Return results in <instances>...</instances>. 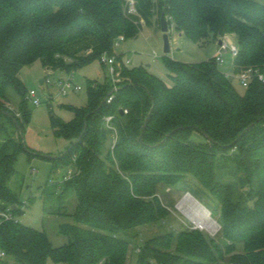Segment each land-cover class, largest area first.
I'll return each instance as SVG.
<instances>
[{"label": "trees", "instance_id": "obj_1", "mask_svg": "<svg viewBox=\"0 0 264 264\" xmlns=\"http://www.w3.org/2000/svg\"><path fill=\"white\" fill-rule=\"evenodd\" d=\"M134 1L132 13L128 0H0L1 210L23 212L10 181L19 154L34 156L23 142L31 116L20 78L25 65L40 60L74 70L115 55L119 36L135 38L144 23L160 24L165 13L170 27L195 42L234 34L240 47L235 71L264 68V2ZM115 56L121 78L110 102L95 110L113 86L90 79L85 106L62 105L74 112L71 120L50 115L71 143L87 124L75 146L52 158L57 167L75 161L79 169L61 193L77 197L74 223L60 226L68 242L54 246L46 231L5 220L0 249L12 260L6 264H130L131 242L121 233L165 220L169 209L159 190L180 181L197 199L203 189L215 198V209L205 206L219 212V232L188 227L152 235L138 246L133 264H264V83L255 78L240 92L214 56L192 63L166 56L167 84L147 66L128 67L123 54ZM10 87L22 98L17 110ZM114 130V148L104 155ZM194 132L205 141L193 140ZM189 175L201 185L195 191Z\"/></svg>", "mask_w": 264, "mask_h": 264}, {"label": "rangeland", "instance_id": "obj_2", "mask_svg": "<svg viewBox=\"0 0 264 264\" xmlns=\"http://www.w3.org/2000/svg\"><path fill=\"white\" fill-rule=\"evenodd\" d=\"M260 1L264 2V0ZM225 35L232 36L238 42L235 35ZM170 43L171 51L166 54L161 24L152 19L148 25L144 23L137 37L123 39L119 41V44H114V53L115 55L123 54L122 62L128 67L145 65L167 84H171L172 79L166 65V56L187 63L199 62L213 57L219 48L215 39L195 42L184 34L181 36L173 25L170 28ZM128 59L131 60L129 64L126 62ZM121 67L122 63L116 62V72L112 74L109 66L102 59L94 60L74 70L65 67H44L40 60H36L21 69L20 78L27 95L31 90H35L41 103L34 104L30 100L28 102L31 116L30 121L25 124L24 139L29 150L32 149L34 156H30L26 151L19 154L15 163L16 172L10 184L18 192L21 202L28 201V204L21 209L23 212L19 215L20 222L46 231L54 246H61L68 242V238L60 233V226L64 223H74L71 214L77 206V197L74 192L61 194L64 189L63 177L69 171L78 174L79 169L75 161L58 167L54 165L55 160L52 158L60 156L62 152L65 153L71 142L59 135L52 127L50 115L54 114L65 121L71 120L74 112L62 105L85 106L89 99L88 82L90 79L98 82L108 81L113 87L117 86L121 78ZM219 67L233 79L236 88L243 92L244 87L231 76L235 72V65L229 52L225 53V61L219 64ZM71 74L73 85H79L81 89L75 90L73 86L63 93L60 83L67 81ZM8 94L14 109H19L22 99L20 93L10 87ZM192 139L205 141L206 138L202 133L194 132ZM115 140V130L110 131L105 141L104 155L109 149L113 150ZM44 155L47 158L42 157ZM187 182L192 186L190 190L195 191L201 187L199 181L191 175L187 177ZM188 192L187 186L181 181L178 184L162 186L159 194L169 209L168 217L165 220L128 229L121 233L131 242L130 264L135 263L137 253H139L138 246L143 240L164 231H179L191 225L186 211L180 207V202ZM198 197L202 204L215 209L217 201L209 191L203 189ZM212 217L218 221L219 212L212 214ZM217 241L222 244L221 239ZM9 261H12L11 258ZM49 264L61 263L49 260Z\"/></svg>", "mask_w": 264, "mask_h": 264}, {"label": "built area", "instance_id": "obj_3", "mask_svg": "<svg viewBox=\"0 0 264 264\" xmlns=\"http://www.w3.org/2000/svg\"><path fill=\"white\" fill-rule=\"evenodd\" d=\"M128 1H129V11L132 13L136 12L135 1L134 0H128ZM123 39H124V36H119L115 42V45L119 44V41L123 40ZM220 40H221V43H218L219 48L216 51V53L214 54L215 59L217 60V62L219 64H221L225 61V53L229 52L231 57L233 58L234 65H235V59L237 58L239 51H240V47H239L238 42L233 41L228 35L221 36L219 38L218 42ZM101 59H102V61H104L109 66L110 72L112 74H115L116 62H118L116 56L104 54V55H102ZM126 62L130 63L131 60L128 59ZM231 76L236 78L241 86H243L244 88H247L249 83L252 80H254L255 78H257L258 80H260L261 82L264 83V68L248 67L244 70L235 71L234 74ZM72 79H73V75L71 74L70 78L67 81H63L60 83L61 91L63 93H66L69 88H72L74 86ZM115 88H117V86H115ZM74 89L80 90L81 86L76 85V86H74ZM27 98L30 101H32L34 104L41 103V100L36 95L35 90H31L29 92V95H27ZM111 100H112V95L109 97L108 102H110ZM111 119H112V116L106 117V121L108 123L107 124L108 126H109V122ZM76 173H74L73 171H69V173L63 177V180L66 181V180L70 179ZM188 193H191V192H188ZM27 204H28V201L24 200L23 204L21 205V209L24 208ZM208 210H209L211 218L214 219V217H212L211 210L210 209H208ZM188 218L191 222V225L189 226L191 229H199V230L205 231L211 236H215L220 229V224L215 219H214V221L216 222V225L218 227L216 226L217 228L213 230L212 227H208V225H206L205 220L199 219L198 221H196V220L191 219L189 216H188ZM5 220L20 221L19 215L15 214L11 208H8L6 210L0 209V223L5 221ZM9 259H10L9 254L4 249H0V264H6V262L9 261Z\"/></svg>", "mask_w": 264, "mask_h": 264}, {"label": "bare ground", "instance_id": "obj_4", "mask_svg": "<svg viewBox=\"0 0 264 264\" xmlns=\"http://www.w3.org/2000/svg\"><path fill=\"white\" fill-rule=\"evenodd\" d=\"M180 207L186 211L187 215L198 221L199 219L205 220L208 227L216 229L217 225L213 218H211L208 208L202 204L193 194L187 193L183 200L180 202Z\"/></svg>", "mask_w": 264, "mask_h": 264}, {"label": "water", "instance_id": "obj_5", "mask_svg": "<svg viewBox=\"0 0 264 264\" xmlns=\"http://www.w3.org/2000/svg\"><path fill=\"white\" fill-rule=\"evenodd\" d=\"M160 24H161V29L163 31V38H164V52L167 54L171 51V43H170V24L168 22V19L166 17V14L165 13H162L161 14V18H160ZM218 43H221V40L218 42ZM41 82H44V80H41ZM117 90V88L112 87V89L108 92V94L104 97L103 101L101 102V104L95 109V110H98L101 108V106L108 101L109 97L113 94V92ZM121 113H123V110H121ZM12 115V114H11ZM148 120H149V115L147 116L145 122H144V127H143V130L141 132V135H140V139L142 140V136H143V131L148 123ZM253 125V123H252ZM251 125V126H252ZM87 129V124L85 123L84 125V128L82 130V132L79 134V136L71 143V145L69 146L68 149L72 148L73 146H75L82 138L83 134L85 133ZM19 131L21 132V129L19 128ZM23 142H24V147L25 149H27V145L25 143V139H24V136H23ZM67 149V150H68ZM46 156V155H44ZM16 207V206H15Z\"/></svg>", "mask_w": 264, "mask_h": 264}, {"label": "crops", "instance_id": "obj_6", "mask_svg": "<svg viewBox=\"0 0 264 264\" xmlns=\"http://www.w3.org/2000/svg\"><path fill=\"white\" fill-rule=\"evenodd\" d=\"M180 35L182 36L183 34L180 33ZM234 35V34H233ZM233 41H236L232 36L230 37ZM216 40V39H215ZM219 39H217L216 41L218 42ZM129 64V63H128ZM149 69V68H148Z\"/></svg>", "mask_w": 264, "mask_h": 264}]
</instances>
